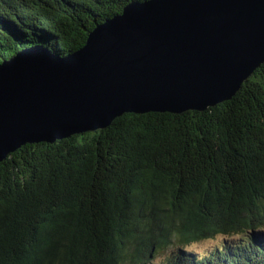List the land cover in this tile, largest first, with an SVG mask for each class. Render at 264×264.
I'll use <instances>...</instances> for the list:
<instances>
[{
    "label": "trees",
    "instance_id": "16d2710c",
    "mask_svg": "<svg viewBox=\"0 0 264 264\" xmlns=\"http://www.w3.org/2000/svg\"><path fill=\"white\" fill-rule=\"evenodd\" d=\"M131 1L0 0V54L73 53ZM0 264H264V62L204 110L126 112L10 152Z\"/></svg>",
    "mask_w": 264,
    "mask_h": 264
},
{
    "label": "water",
    "instance_id": "95a60500",
    "mask_svg": "<svg viewBox=\"0 0 264 264\" xmlns=\"http://www.w3.org/2000/svg\"><path fill=\"white\" fill-rule=\"evenodd\" d=\"M263 62L264 0L131 1L73 53L38 39L0 54V161L126 112L215 106Z\"/></svg>",
    "mask_w": 264,
    "mask_h": 264
},
{
    "label": "rangeland",
    "instance_id": "374dc122",
    "mask_svg": "<svg viewBox=\"0 0 264 264\" xmlns=\"http://www.w3.org/2000/svg\"><path fill=\"white\" fill-rule=\"evenodd\" d=\"M231 238H236V237H231ZM224 240H225L224 236H218L217 238L214 239H208V240L192 243L190 248L191 251L198 252V254H201L213 249L217 245L222 244ZM163 257L164 256H160L158 260L162 259Z\"/></svg>",
    "mask_w": 264,
    "mask_h": 264
}]
</instances>
